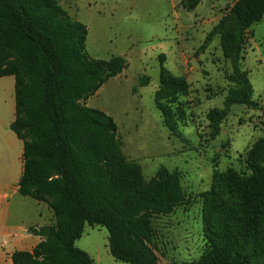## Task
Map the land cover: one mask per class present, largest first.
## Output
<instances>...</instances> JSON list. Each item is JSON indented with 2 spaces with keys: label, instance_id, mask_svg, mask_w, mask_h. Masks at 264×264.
<instances>
[{
  "label": "trees",
  "instance_id": "obj_1",
  "mask_svg": "<svg viewBox=\"0 0 264 264\" xmlns=\"http://www.w3.org/2000/svg\"><path fill=\"white\" fill-rule=\"evenodd\" d=\"M201 2L181 0V6L190 11ZM263 19L264 0H238L207 39L219 36L234 67L224 108L207 115L213 136L231 105H256L240 62L248 30ZM88 35L59 0H0V76L15 78L10 127L24 142L19 192L54 214L53 223L30 227L41 240L32 250H15L13 264H96L76 245L86 224L107 228L116 260L163 264L153 219L186 200L180 171L161 166L146 178L124 154L115 119L87 104L128 65L122 55L92 57ZM188 93L187 80L162 63L156 102L171 131L178 129L167 103ZM246 163L249 174L216 172L203 193L208 247L195 264H264V135Z\"/></svg>",
  "mask_w": 264,
  "mask_h": 264
},
{
  "label": "rangeland",
  "instance_id": "obj_2",
  "mask_svg": "<svg viewBox=\"0 0 264 264\" xmlns=\"http://www.w3.org/2000/svg\"><path fill=\"white\" fill-rule=\"evenodd\" d=\"M59 1L89 27L87 51L92 57L127 59L126 69L87 104L115 119L124 154L141 166L146 178L161 166L181 172L186 200L170 214L154 217L155 241L163 264H195L208 247L203 193L211 189L216 172L234 168L249 174L247 152L264 135V19L248 30L240 62L256 105H231L213 136L207 115L224 108L234 67L224 57L219 36L207 39L238 0H202L190 11L181 0ZM162 63L189 83L187 95L167 103L176 132L165 125L156 102ZM9 86L1 80L0 92H9ZM5 118L0 108L1 148ZM0 180L9 188L15 185L7 175ZM40 239L33 233H1L0 264H13L9 253L32 250ZM76 245L96 264H127L112 256L104 226L86 224Z\"/></svg>",
  "mask_w": 264,
  "mask_h": 264
},
{
  "label": "crops",
  "instance_id": "obj_3",
  "mask_svg": "<svg viewBox=\"0 0 264 264\" xmlns=\"http://www.w3.org/2000/svg\"><path fill=\"white\" fill-rule=\"evenodd\" d=\"M1 80H7V83L9 81L11 87L9 86L7 93L0 92V108L5 110L7 117L5 118L7 128L3 133L6 139L5 143L2 141V148L0 145V175H7L15 185L9 188V184L1 183L0 180V235L1 233H32L31 226L53 223L54 214L45 202L29 199V196H23L19 192V181L24 167V142L10 127L16 116L15 78L0 76ZM12 253H9L10 259Z\"/></svg>",
  "mask_w": 264,
  "mask_h": 264
}]
</instances>
